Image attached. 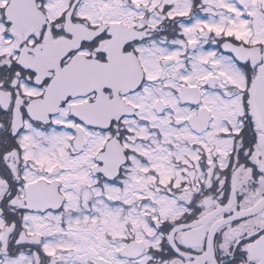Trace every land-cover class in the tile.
Instances as JSON below:
<instances>
[{
	"label": "snow or ice",
	"instance_id": "1",
	"mask_svg": "<svg viewBox=\"0 0 264 264\" xmlns=\"http://www.w3.org/2000/svg\"><path fill=\"white\" fill-rule=\"evenodd\" d=\"M0 264H264V0H0Z\"/></svg>",
	"mask_w": 264,
	"mask_h": 264
}]
</instances>
